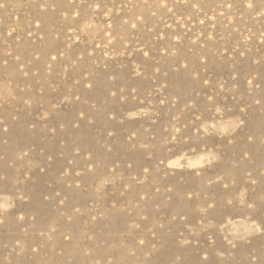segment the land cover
<instances>
[{
  "label": "rangeland",
  "instance_id": "1",
  "mask_svg": "<svg viewBox=\"0 0 264 264\" xmlns=\"http://www.w3.org/2000/svg\"><path fill=\"white\" fill-rule=\"evenodd\" d=\"M0 264H264V0H0Z\"/></svg>",
  "mask_w": 264,
  "mask_h": 264
}]
</instances>
